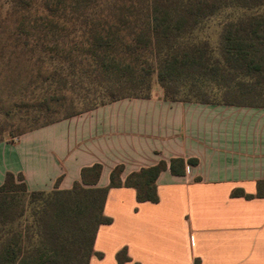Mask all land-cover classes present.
Wrapping results in <instances>:
<instances>
[{"label": "trees", "instance_id": "16d2710c", "mask_svg": "<svg viewBox=\"0 0 264 264\" xmlns=\"http://www.w3.org/2000/svg\"><path fill=\"white\" fill-rule=\"evenodd\" d=\"M11 1V2H10ZM0 17V141L123 98L264 107V0H9ZM1 9V8H0ZM196 158L173 157L130 172L116 165L97 185L100 163L71 188L31 190L22 173L0 184V264H89L113 186L139 202L159 200L169 166L183 175ZM264 180L257 195H263ZM233 195L252 197L242 189ZM118 264L130 260L126 248Z\"/></svg>", "mask_w": 264, "mask_h": 264}, {"label": "crops", "instance_id": "0c3cea01", "mask_svg": "<svg viewBox=\"0 0 264 264\" xmlns=\"http://www.w3.org/2000/svg\"><path fill=\"white\" fill-rule=\"evenodd\" d=\"M196 158L183 175L169 166L156 180L159 200L139 202L131 186H113L89 264H264V107L170 101L159 87L150 98H123L0 141V184L7 171L31 190L71 188L83 167L132 171ZM242 189L252 197L233 195ZM264 192V187H263Z\"/></svg>", "mask_w": 264, "mask_h": 264}, {"label": "rangeland", "instance_id": "374dc122", "mask_svg": "<svg viewBox=\"0 0 264 264\" xmlns=\"http://www.w3.org/2000/svg\"><path fill=\"white\" fill-rule=\"evenodd\" d=\"M11 2V1H10ZM9 0H0V17L5 14L6 8L10 6ZM156 89V88H155ZM10 121L13 123H9L5 120V116L2 112H0V125L6 126L9 130L17 131L18 128H22L25 126V123L19 121L17 117L12 118Z\"/></svg>", "mask_w": 264, "mask_h": 264}]
</instances>
